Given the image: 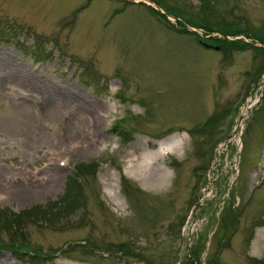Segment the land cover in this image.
Listing matches in <instances>:
<instances>
[{"label":"rangeland","instance_id":"374dc122","mask_svg":"<svg viewBox=\"0 0 264 264\" xmlns=\"http://www.w3.org/2000/svg\"><path fill=\"white\" fill-rule=\"evenodd\" d=\"M219 38L264 0H0V239L39 251L0 264H264V53Z\"/></svg>","mask_w":264,"mask_h":264},{"label":"trees","instance_id":"16d2710c","mask_svg":"<svg viewBox=\"0 0 264 264\" xmlns=\"http://www.w3.org/2000/svg\"><path fill=\"white\" fill-rule=\"evenodd\" d=\"M191 21H189V23H190ZM197 24V23H196ZM192 26H197V25H194V24H191ZM197 27H202L204 30H206V32H210V31H215L214 30V28L213 27H211V26H197ZM219 32L220 33H223V34H229V35H238L240 32H244V31H239V30H237V29H233L232 31H227V30H219ZM197 35H198V33H197ZM203 35H205L204 33H203ZM246 35V34H245ZM250 37H255V35H253V34H248ZM199 36V35H198ZM201 36H199V38H200ZM218 41H220V42H224L225 44H226V46L228 47H233V48H235V49H237V48H247V47H253L254 49H256V50H258V51H261V52H263L264 53V47L263 48H260V47H255L254 46V44L252 43V42H245L243 39H240V38H238V39H235V40H232V41H230V40H226V38L225 39H221V38H219V39H217ZM264 44V43H263ZM264 71V69L262 68V69H260V74H261V72H263ZM116 126V125H115ZM227 134L228 133H225L224 135H223V137H222V139L224 138V137H226L227 136ZM81 165V164H80ZM67 191H64V193L63 194H65ZM69 194V193H68ZM68 194L65 196V198L63 199V201L65 202V203H68V202H70V200L68 199L69 197H70V195L68 196ZM68 196V197H67ZM73 198V197H72ZM27 213L28 214H30V213H33L34 214V211L33 210H28L27 211ZM3 215V214H2ZM7 216V214L5 213L4 214V216H3V218H5ZM8 218L10 217L11 219L10 220H12V221H15V224H17L16 226H17V228H21V226H20V222L23 220L18 214H12V215H8L7 216ZM10 222L11 221H5V222H3L2 224H1V226L3 227V228H5V229H8V230H10V228H11V226H9L10 225ZM16 234H18L17 233V229H16ZM19 236V235H18ZM10 242V243H9ZM2 247H6V248H9L10 250H12L13 252H15V253H21V256H26V255H31L32 256V258L34 259V258H36L37 256H39V254H36V253H39V251L38 252H34L35 254H33V251H34V249H31L30 247H29V245L28 244H26L25 243V241H21L20 243H17L16 242V235H15V238H12V240L10 239L8 242L7 241H5V240H2V239H0V248H2ZM26 248H28V249H26ZM19 258H20V256H19ZM23 258V257H22ZM22 258H20L21 260H23ZM188 264H193V262L192 261H190V262H188Z\"/></svg>","mask_w":264,"mask_h":264},{"label":"bare ground","instance_id":"6f19581e","mask_svg":"<svg viewBox=\"0 0 264 264\" xmlns=\"http://www.w3.org/2000/svg\"><path fill=\"white\" fill-rule=\"evenodd\" d=\"M174 141V137H168L166 139H164L163 141L160 142V147L162 146H167V147H170L171 144L173 143ZM159 152V150H157ZM151 154H148L147 152H143L142 153V156H140L138 159L144 161V160H147V159H151Z\"/></svg>","mask_w":264,"mask_h":264}]
</instances>
